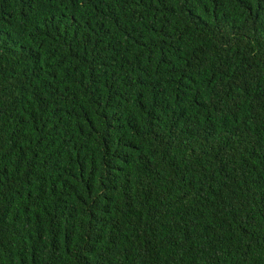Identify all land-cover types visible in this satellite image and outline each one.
Returning a JSON list of instances; mask_svg holds the SVG:
<instances>
[{
    "label": "trees",
    "instance_id": "16d2710c",
    "mask_svg": "<svg viewBox=\"0 0 264 264\" xmlns=\"http://www.w3.org/2000/svg\"><path fill=\"white\" fill-rule=\"evenodd\" d=\"M0 264H264V0H0Z\"/></svg>",
    "mask_w": 264,
    "mask_h": 264
}]
</instances>
